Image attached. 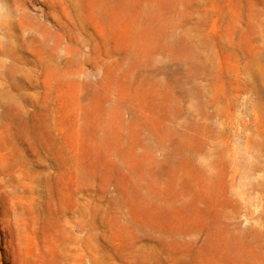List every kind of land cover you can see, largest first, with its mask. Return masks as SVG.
<instances>
[{
    "label": "rangeland",
    "instance_id": "374dc122",
    "mask_svg": "<svg viewBox=\"0 0 264 264\" xmlns=\"http://www.w3.org/2000/svg\"><path fill=\"white\" fill-rule=\"evenodd\" d=\"M0 264H264V0H0Z\"/></svg>",
    "mask_w": 264,
    "mask_h": 264
}]
</instances>
